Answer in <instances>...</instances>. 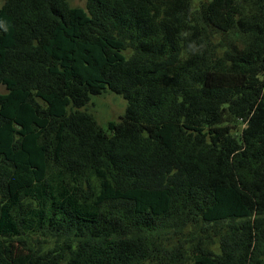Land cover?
I'll return each instance as SVG.
<instances>
[{
	"label": "trees",
	"instance_id": "16d2710c",
	"mask_svg": "<svg viewBox=\"0 0 264 264\" xmlns=\"http://www.w3.org/2000/svg\"><path fill=\"white\" fill-rule=\"evenodd\" d=\"M2 1L0 264H264V0Z\"/></svg>",
	"mask_w": 264,
	"mask_h": 264
},
{
	"label": "rangeland",
	"instance_id": "374dc122",
	"mask_svg": "<svg viewBox=\"0 0 264 264\" xmlns=\"http://www.w3.org/2000/svg\"><path fill=\"white\" fill-rule=\"evenodd\" d=\"M71 7L85 8L86 0H68ZM3 1L0 0V9ZM0 92L3 89L0 87ZM127 103L119 95H116L108 90L102 92L100 95L90 96L88 105L85 107L86 112L93 115L96 123L103 131H109V123H116L124 114Z\"/></svg>",
	"mask_w": 264,
	"mask_h": 264
},
{
	"label": "clouds",
	"instance_id": "9594fccd",
	"mask_svg": "<svg viewBox=\"0 0 264 264\" xmlns=\"http://www.w3.org/2000/svg\"><path fill=\"white\" fill-rule=\"evenodd\" d=\"M0 29H3V31H8L7 26L5 25V23L0 22ZM185 35L187 36L188 34L185 33ZM203 45H197L195 41H190L187 44V50L188 52H190L191 54H198L199 52H201L203 50Z\"/></svg>",
	"mask_w": 264,
	"mask_h": 264
}]
</instances>
